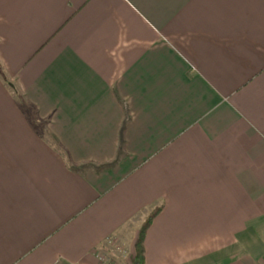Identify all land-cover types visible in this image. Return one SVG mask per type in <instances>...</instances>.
Returning <instances> with one entry per match:
<instances>
[{
	"label": "crops",
	"instance_id": "0c3cea01",
	"mask_svg": "<svg viewBox=\"0 0 264 264\" xmlns=\"http://www.w3.org/2000/svg\"><path fill=\"white\" fill-rule=\"evenodd\" d=\"M0 64V264H264V0H0Z\"/></svg>",
	"mask_w": 264,
	"mask_h": 264
},
{
	"label": "rangeland",
	"instance_id": "374dc122",
	"mask_svg": "<svg viewBox=\"0 0 264 264\" xmlns=\"http://www.w3.org/2000/svg\"><path fill=\"white\" fill-rule=\"evenodd\" d=\"M20 98H22L21 100L24 102L25 112L28 113L33 122H36L37 130H39L40 134L46 137V139L52 140L53 137L50 136L49 128L46 125V122L38 120L40 118L36 115V112L31 105L27 103L23 94ZM53 144L57 145L55 143ZM135 255L136 252L132 254L128 242L118 239L109 242L108 246L101 248L100 251L96 253L97 258L99 259V264H136ZM119 260H121V262Z\"/></svg>",
	"mask_w": 264,
	"mask_h": 264
},
{
	"label": "trees",
	"instance_id": "16d2710c",
	"mask_svg": "<svg viewBox=\"0 0 264 264\" xmlns=\"http://www.w3.org/2000/svg\"><path fill=\"white\" fill-rule=\"evenodd\" d=\"M0 77L1 79L8 85H10L14 92L16 93V96L19 99L20 105L22 107L25 108L24 102H22V98L21 95L19 94L16 86L7 78V76L5 75L2 65L0 64ZM161 207H155L145 218V220L143 221L141 227L139 228V234L135 243V262L136 264H144V260H145V247H144V241H145V237H146V233L148 228L151 226L154 218L156 217V215H158V213L161 211Z\"/></svg>",
	"mask_w": 264,
	"mask_h": 264
},
{
	"label": "built area",
	"instance_id": "2783aa9c",
	"mask_svg": "<svg viewBox=\"0 0 264 264\" xmlns=\"http://www.w3.org/2000/svg\"><path fill=\"white\" fill-rule=\"evenodd\" d=\"M110 242H112V240Z\"/></svg>",
	"mask_w": 264,
	"mask_h": 264
}]
</instances>
